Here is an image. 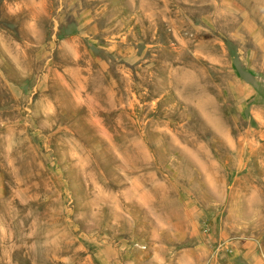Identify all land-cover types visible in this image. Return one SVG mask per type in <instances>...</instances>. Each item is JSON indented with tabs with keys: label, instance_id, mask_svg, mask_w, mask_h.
<instances>
[{
	"label": "rangeland",
	"instance_id": "obj_1",
	"mask_svg": "<svg viewBox=\"0 0 264 264\" xmlns=\"http://www.w3.org/2000/svg\"><path fill=\"white\" fill-rule=\"evenodd\" d=\"M0 264H264V0H0Z\"/></svg>",
	"mask_w": 264,
	"mask_h": 264
}]
</instances>
